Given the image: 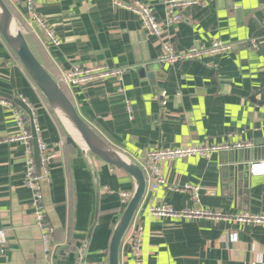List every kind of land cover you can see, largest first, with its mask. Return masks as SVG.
<instances>
[{
	"label": "crops",
	"instance_id": "crops-1",
	"mask_svg": "<svg viewBox=\"0 0 264 264\" xmlns=\"http://www.w3.org/2000/svg\"><path fill=\"white\" fill-rule=\"evenodd\" d=\"M28 1L3 0L57 82L74 66L128 68L119 80L63 86L80 118L112 149L141 167L148 150L251 146L237 151L243 159L230 160L229 153L236 152L231 150L163 163L164 184L155 190L147 185L122 240L119 264H264V225L236 219L264 215V0H209L204 7L184 10L173 25H166L165 0H33L34 11L59 40L57 47L30 20ZM116 1L148 5L161 37L148 35L140 19L116 7ZM255 40L258 46L253 47ZM215 41L232 50L157 63L165 44L182 53ZM160 91L168 97L165 109L156 100ZM0 92L5 100L12 97L27 105L37 137L54 154L49 179L42 181L47 222L54 229L46 253L24 186V147L6 142L17 135V126L12 111L0 107V230L6 232L0 264H79L82 247L81 264H107L110 237L123 210L120 195L134 191L133 180L85 155L1 36ZM24 117L32 135L30 118ZM31 146L34 154L33 139ZM249 151L257 156L248 160L244 152ZM186 186L198 189V205ZM157 206L207 210L223 218L154 217L149 208ZM139 229L136 259L132 240Z\"/></svg>",
	"mask_w": 264,
	"mask_h": 264
},
{
	"label": "built area",
	"instance_id": "built-area-1",
	"mask_svg": "<svg viewBox=\"0 0 264 264\" xmlns=\"http://www.w3.org/2000/svg\"><path fill=\"white\" fill-rule=\"evenodd\" d=\"M14 4L18 3V0H11ZM29 0L27 3V11L30 20L36 23L43 33L44 38L51 45L57 47L60 42L53 34L51 28L44 22V20L34 11L32 2ZM209 0H165V21L166 25H173L182 20V12L192 6L204 7ZM116 7L127 10L136 15L142 24V27L148 35L160 38L162 35V29L156 21L151 8L142 3L130 2L122 3L119 1L114 2ZM262 21L264 26V4ZM264 39V35H263ZM258 42L252 41L253 47L258 46ZM232 50V45L222 43L220 41L213 42L209 47H193L182 53H176L173 51L170 45L163 46V52L160 55L157 63L174 64L179 61H193L206 58L211 55H218L222 53H228ZM128 71L127 67L124 68H112L105 65H97L90 68L74 66L72 69L64 73L59 78V83L68 89L71 87L87 86L94 83L103 82L106 79H120V77ZM156 100L159 102L160 107L165 109L168 104V97L165 91H160L156 96ZM0 107L7 108L12 111L13 119L17 126V135L9 138L6 142H17L24 147V160H25V172H24V186L30 191V207L32 210L33 224L41 231V243L44 251L47 253L51 250L54 242L53 227L47 222L46 208L42 193V181H48L49 179V163L53 159L52 154L48 147L40 141L37 137L38 130L37 125L33 121V128L36 136V142L39 152V166L40 171L36 168L34 154L31 146L33 139L32 135L26 127V119L24 113L17 108L11 101L5 100L0 97ZM249 144H235L233 146L227 145H214V146H189L178 147L164 150H148L144 153V164L141 166L145 176L146 183L151 189H157L164 184V180L160 174V166L167 162L177 159H187L190 157H209L214 153L228 152L231 150H243L249 149ZM264 165H260V170L263 171ZM114 171L117 168L113 167ZM191 194L192 200L195 204L200 203L198 196V189L192 186L185 187ZM130 193H122L120 195L121 209H124L127 205ZM149 212L154 217H172V218H204V219H222L219 214L212 213L207 210L194 209L176 211L169 207L157 206L149 208ZM237 221L243 223H250L255 225H264V215H250L243 214L236 218ZM141 230L139 229L134 235L132 240V252L136 259L139 257V243H140ZM6 242V232L0 230V254L3 253V247Z\"/></svg>",
	"mask_w": 264,
	"mask_h": 264
},
{
	"label": "water",
	"instance_id": "water-1",
	"mask_svg": "<svg viewBox=\"0 0 264 264\" xmlns=\"http://www.w3.org/2000/svg\"><path fill=\"white\" fill-rule=\"evenodd\" d=\"M0 36L16 56L30 81L41 94L55 117L74 136L85 155L95 157L112 165L126 173L133 180L134 191L131 193L127 205L122 210L114 226L107 251V264H119L122 240L146 191L147 183L143 170L125 154L106 145L80 118L72 102L61 89L59 82L48 73L33 53L23 29L16 22L3 0H0ZM0 97L3 98L5 95L0 92ZM7 98L30 118L34 143V159L38 168L39 152L32 125L33 118L31 111L22 100L12 97ZM244 154L245 156L248 155V160L251 157L257 156V152L254 151L244 152ZM229 157L230 160L241 159V157L243 159V154L237 151L231 152L229 153ZM84 251V247L78 251L79 264L83 261Z\"/></svg>",
	"mask_w": 264,
	"mask_h": 264
},
{
	"label": "trees",
	"instance_id": "trees-1",
	"mask_svg": "<svg viewBox=\"0 0 264 264\" xmlns=\"http://www.w3.org/2000/svg\"><path fill=\"white\" fill-rule=\"evenodd\" d=\"M61 88H62L63 92H65V93H66V91H65L66 89H65V87H63V85H62V87H61Z\"/></svg>",
	"mask_w": 264,
	"mask_h": 264
}]
</instances>
